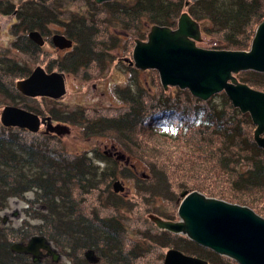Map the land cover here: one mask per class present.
Returning <instances> with one entry per match:
<instances>
[{
    "label": "trees",
    "instance_id": "obj_1",
    "mask_svg": "<svg viewBox=\"0 0 264 264\" xmlns=\"http://www.w3.org/2000/svg\"><path fill=\"white\" fill-rule=\"evenodd\" d=\"M35 2L32 15L30 9L21 8L23 13L18 17L45 18V0ZM8 6L10 4L0 11L10 13ZM185 9L199 22L203 32L219 38L217 48H246L256 25L264 19V0H196L186 7L185 0H133L132 4L119 2L114 7L105 2L101 11L106 16L110 11L132 37L142 38L145 35L142 17L147 26L175 27ZM85 13L84 18L89 19ZM73 38V51L55 61L60 71H77L85 63L80 59L82 55L91 54L87 46L88 52L79 51V46H84L82 37ZM11 46L22 55H28L30 41L25 36L12 40ZM47 68L52 69L49 64ZM150 71L152 78L148 87L138 82L137 89L126 86L121 90V105L93 111L63 107L48 112L50 119L77 127L86 138H114L125 153L145 163L148 172L142 177L134 175L135 191L127 203L112 186L119 180L113 177L121 171L115 159L96 148L92 149V154L72 152L63 145L59 134L50 131L31 132L0 123V211L7 207L10 197H17L27 202L24 210L29 218L34 216L40 222L32 224L24 220L20 226L13 227L4 224L0 217V264H60L51 256L33 260L28 253L10 249L14 242H25V237L32 232L50 240L68 258L67 264H136L139 257L150 255L156 244H172L184 252L206 258L210 264H237L183 235L161 229L158 235L152 236L151 231L156 228H150L154 223L148 219L143 220L141 231L135 229L131 220L120 213L128 202L131 211L136 209V195L140 201L159 202L163 194L173 192L166 189L176 183L179 191L199 190L206 196L257 206L264 214V149L250 134L252 122L248 113L234 107L224 92L202 100L188 89L173 87L165 91L156 72ZM9 72L18 77L29 74L21 63L0 56V92L12 98L11 103L39 113L26 101L29 97L22 95L13 83L3 82ZM236 77L264 91V73L245 70ZM96 113L98 115L93 116ZM161 127H170L171 131H162ZM124 169L128 168L124 167L121 174L125 173ZM28 191H33V198H25ZM33 202L42 204L44 210H34ZM107 207L109 214L103 211ZM160 213L164 218H173L164 211ZM128 231L130 235L140 233L133 239V245L123 250L121 234ZM176 236L180 241L174 240ZM88 251L94 254L95 261L86 257ZM157 254L162 255V250L156 252L150 264H160Z\"/></svg>",
    "mask_w": 264,
    "mask_h": 264
},
{
    "label": "water",
    "instance_id": "obj_2",
    "mask_svg": "<svg viewBox=\"0 0 264 264\" xmlns=\"http://www.w3.org/2000/svg\"><path fill=\"white\" fill-rule=\"evenodd\" d=\"M108 0H95L101 3ZM194 0H185L188 2ZM199 23L187 11L180 13L175 28L167 25L150 26L146 39H135L132 61L138 69H155L164 89L178 86L202 100L224 92L234 107L249 113L255 124V142L264 148V91L253 88L235 76L245 70L264 73V19L260 21L246 50L207 49L196 45L200 39ZM29 37L42 43L37 31ZM60 46L71 45V40L62 35H53ZM16 89L25 96L62 97L65 92L63 72H46L40 65L26 77L18 79ZM50 120L24 107L7 104L0 113L4 126L26 128L31 132L39 129L41 121ZM59 132L57 129H53ZM113 189L122 190L123 185L114 181ZM177 207L179 219H164L148 214L149 219L160 229L182 234L195 243L236 261L237 264H264V217L250 207L206 196L197 191L183 190ZM10 249L31 255L33 260L45 251L57 260L58 253L51 251V242L44 235L34 234L25 242H14ZM91 252V251H90ZM60 255V254H59ZM87 257V256H86ZM162 264H209L206 259L185 254L177 248L165 251Z\"/></svg>",
    "mask_w": 264,
    "mask_h": 264
},
{
    "label": "rangeland",
    "instance_id": "obj_3",
    "mask_svg": "<svg viewBox=\"0 0 264 264\" xmlns=\"http://www.w3.org/2000/svg\"><path fill=\"white\" fill-rule=\"evenodd\" d=\"M35 1L36 0H32V3H31L34 6L36 5ZM53 1H56L59 5H61V3H63L64 5L61 9L55 8L54 14L56 18L63 19V18H69L71 16H74L76 19H78L77 21L79 22V26H81L83 30L80 33V37H82L80 40H83V43H84V46H79V51L81 49L84 52L88 50L89 48L91 54L82 55L80 59H82V61L83 59H85V63L82 64L80 68H78L77 71H75L76 73L75 72L73 73L63 72L65 75L66 92L62 97L58 99H53L47 96H42V97L37 96L32 99L30 97L26 99L28 104L38 109L37 111L39 113L37 114L41 116H48L49 114L48 112L50 110H53V109L59 110L63 107H66V108L69 107L73 109H75L76 107H79L80 109L93 111L95 108H99V107L105 108L106 106H112L114 104L121 105L123 103L122 102L123 97L121 96L122 95L121 90H123L124 87L130 86L131 90L137 89L138 82H140V84L143 87H148V81L150 82L152 78V75H150L151 73L150 70H154L159 79L158 72L155 69L142 70V69H138L134 67L133 64L131 66L128 64V62L131 63L132 61V49L134 46L135 39H141V40L146 39L147 32L151 25L147 26L145 19L142 17L140 20L142 21L141 22L142 28L145 30V35L142 38L132 37L131 34L128 32V29L121 26L122 22H119L116 18H114V16L111 15L110 11L107 13V16L103 13V11H101L102 4L105 2H110L111 6L114 7L115 4L118 5L119 2L132 4L133 0H108V1H103L101 3H97L95 2V0H45L46 3L44 5L48 8V11L50 12L52 10V7H50L49 3L51 4ZM32 5L30 7H27L26 9L32 10L31 9ZM183 11H186V9ZM85 12L88 13L87 16H90L88 17L89 19L84 18V16L86 15ZM13 16L14 15L12 14L8 16L0 15V21H1L0 23H2L1 29L3 30V33L0 36V56L10 57V59H14L16 62L21 63V65H24L25 69H28L29 71L31 70V67L32 69L38 65L45 67L48 64L51 65V68L54 69V71H56L57 67L55 64L57 62L55 61L58 58H60L59 55L61 53H56L53 49H50L51 47L45 46L37 51L33 50L32 57H31L30 53H28V55L26 54L22 55L20 52H18L16 49H14L11 46V42H10L11 38L8 35V28H9V25L11 24V19L13 18ZM61 27L62 26H59L57 24H54L53 26L50 25V28H52V30H57V31H59ZM175 27H172V28H175ZM113 32L115 33V35H113ZM74 36L77 37L78 35L75 34ZM218 39L219 38H216L214 35L207 34L201 30L200 39L196 41V45L202 48H207V49H225V48L215 47L216 43H218ZM86 46L88 48H86ZM249 46H250V42L246 48L241 49V50H246L249 48ZM73 48L74 46L72 47V50H69L68 52L64 53V56H66L67 53L68 54L71 53L73 51ZM48 50H50V52ZM79 51H76L77 54H79ZM110 53L112 55V58H110L109 56ZM92 55L98 56L97 60L96 58L92 59ZM241 72H244V71H241ZM24 77H18V76H15L14 73L12 74L11 72H9L6 78L3 77L4 79L3 82L6 85L13 83V86H15L16 81ZM159 83H160V80H159ZM173 87H178V86H169L167 89H164L163 87V89L165 91H171L173 90ZM256 89H259V88H256ZM14 97H16L17 99L19 98L17 95H15V93H14ZM215 99L217 100L219 98H215ZM11 102H12V98L7 97L4 93L0 92V113L3 107L7 104H12V105L18 104L17 106H21L19 105V103L14 104ZM108 113H109V110H108ZM97 115L98 113L93 114V116H97ZM43 122L44 124H42V121H41L39 129L37 131H43V130L49 131L47 129V124L49 123L51 124L52 122L59 123V125L55 126V129H57L60 132H55V131H50V132L59 134V137L61 138L60 139L61 142L63 143V145H65V147L67 146L66 148L68 150L72 152L85 151L91 154L93 153L92 149L94 148L100 150V152L102 153L105 150L107 152L106 153L107 155L113 157L115 161H117L118 166L117 165L116 166L119 169H121V171L123 170L124 167H127L128 168L127 170L124 169L125 170L124 174H121V171H120L113 177L114 178L113 180L119 179L116 181H118L119 184L123 185L122 190H119L118 194L126 198L125 201L127 203V200H129V198L131 197L132 192L135 191L133 189V185H136L134 177L135 176L142 177V175H146L145 173L148 172V169L145 163L140 158H137L133 155L129 156L127 153H125L122 150L120 144H118V142L112 137L94 136L91 138H86L83 136L82 133H80L77 127L75 128L66 122L54 121L52 119H50L49 121L45 120ZM6 127H10V126H6ZM249 127H250V134L253 138V131L255 129V124L252 122V127L251 125ZM165 129L168 131H171L170 127L160 128V130L162 131ZM110 178H107L106 182H109ZM176 186H177L176 183H172L171 186L168 187V189H166V191H173V192L172 193L168 192L166 194H163V196L160 197V199L158 198L159 202H161L160 204H158L159 202L156 200H152L150 202V201H146L145 199H141L142 205H143L142 206L139 196L136 195L134 197V199L136 198L138 199L136 203L137 204L136 209L134 211H131L129 207L130 202H128L127 205L125 204L123 205L122 209H124V211H121L120 213L126 218H129L131 220V223H132L131 226L133 228L138 229L140 231L144 228V225H143L144 219H148L150 222H152L148 217V214L150 213L156 214L164 218L163 216L159 215L161 214L160 212L164 211L168 213V215L173 217V218H164V219L177 220L179 219L177 215V207L181 199V197H179L177 193H179L181 190L179 191L178 189H176ZM188 191H190V189ZM25 198L27 199L33 198V191L26 192ZM232 203H238V202H232ZM26 207H27V202L24 199H20L17 197H10L8 199L7 207H5L3 210L0 211V217L2 218V222L4 224L11 225L13 227L20 226L24 220H28L32 224L40 223L39 219L34 216H32V219L29 218V216L26 214V211L24 210ZM32 208L34 210H39V211L44 210L43 205L39 204L38 202H33ZM108 208L109 207L104 208L103 210L106 214L110 213V209ZM250 208L255 213L264 217V214L261 212L263 210H259L257 206L250 207ZM153 227H155L156 229L152 230L151 234L152 236L154 235L155 237L156 235H158L156 233L161 229L158 228L155 225V223L153 224V226L150 225L151 229ZM139 233H140L139 231H136L135 233L131 232V235H130L128 231V232H123L121 234L123 235L121 237L124 243L123 250L129 249L133 245L132 243L134 242L133 239H136V235ZM34 234H40V233L32 232L31 235H34ZM173 234L182 235V234H177V233H173ZM31 235L26 236L25 240ZM159 236H162V233H160ZM183 236L186 237L185 235ZM186 238L189 239L188 237ZM169 240H170V237L167 239V241ZM174 240L180 241L177 236L175 237ZM169 248H177V247L172 246V244L165 245V246L156 244L152 248L154 249L152 253H150V255L148 256L144 255L142 257H139L136 260V264H150L149 261L153 262L152 258L154 257L156 252H158V250H162V255L157 254L160 258L159 262L160 264H162L164 253ZM51 251L55 254L58 253L57 260L61 262L60 264H67L69 262L68 258H66L62 254V252H60L58 248L54 246L52 242H51ZM184 253L189 254V255H194V254L187 253V252H184ZM44 256H51V255L50 254L46 255V253L43 252V253H40L38 257L39 259H41ZM86 256L91 261L95 257L94 254L90 251L86 253ZM203 259H206V258H203ZM233 261L236 263L235 260Z\"/></svg>",
    "mask_w": 264,
    "mask_h": 264
},
{
    "label": "flooded vegetation",
    "instance_id": "obj_4",
    "mask_svg": "<svg viewBox=\"0 0 264 264\" xmlns=\"http://www.w3.org/2000/svg\"><path fill=\"white\" fill-rule=\"evenodd\" d=\"M31 3H32V0H14V1L13 0H0V8H3L6 4H10V6H8L10 13L7 11L6 12L0 11V15H4V16H8L10 14L14 15L13 18L11 19V24L9 25V28H8V35L10 36L11 41L17 40L20 38L24 39L25 36H27V38L30 41L29 53H30L31 57H32V51L33 50H35V49L39 50L42 47L49 46V47H51L50 49H53L56 53H61L59 56H60V58H63L64 53L68 52L69 50H72V47L75 45V42L73 41L74 35L76 34L80 37L81 31H83L81 26H79V22L77 21L78 19H76L74 16H71L69 18H63V19L56 18L55 14H54L55 8L61 9L64 6L63 3H61V5H59L56 1H53L51 4L49 3L50 7H52L51 12L48 11V8L46 7L47 10H46V17L45 18H32V16L28 17V18L18 17V14L23 13V10H21V8L26 9L27 7H30L32 5ZM31 15H32V10H31ZM1 24L2 23H0V36L3 33V30L1 29ZM54 24L62 26L59 31L52 30V28H50V25L53 26ZM28 25L29 26L31 25L30 28H28ZM32 26H35V27H32ZM30 31H37L40 34V36L42 38L41 44L32 40L29 37L28 33ZM55 34L62 35L64 37H66L67 39H70L71 45L60 46V44L55 43L53 40V35H55ZM113 35H115L114 32H113ZM107 45H109V44H107ZM13 48L16 49L15 47H13ZM48 51L50 52V50H48ZM109 56H110V58H112L111 53ZM97 57L98 56L95 55V57L92 59L96 58V60H97ZM129 59H130V57H129ZM83 61L85 62V59H83ZM128 64L130 66L132 65L130 62H128ZM44 68L47 69V65ZM33 69L31 67V70L29 71V73H31ZM49 70L54 71V69H49ZM56 71H58V69ZM58 72H64V71L59 70ZM29 97L32 99V98H35L37 96H34V97L29 96ZM38 97H40V96H38ZM39 116L45 117V116H41V115H39ZM42 124H44L43 121H42ZM55 124L56 123H53V122L51 124L50 123L47 124V129L49 131H53V129L55 128L54 127ZM262 135H264V132L262 133ZM103 153L106 154L107 152L104 150ZM107 156L111 157L109 155H107ZM111 158H113V157H111ZM120 159H122V158H120ZM42 251L45 252L44 250H42ZM95 260H96V257H94V259L92 261H95Z\"/></svg>",
    "mask_w": 264,
    "mask_h": 264
},
{
    "label": "bare ground",
    "instance_id": "obj_5",
    "mask_svg": "<svg viewBox=\"0 0 264 264\" xmlns=\"http://www.w3.org/2000/svg\"><path fill=\"white\" fill-rule=\"evenodd\" d=\"M194 1H196V0H194ZM191 2H193V1H191ZM191 2H188L187 3V5H186V3H185V7L186 6H188ZM200 26V25H199ZM201 30V29H200ZM74 41V40H73ZM75 42V41H74ZM44 68V67H43ZM44 70L46 71V72H51L52 70H49V69H45L44 68ZM237 74V73H236ZM236 74H235V76H236ZM238 79V78H237ZM23 95V94H22ZM25 96V95H24ZM26 97H29V96H26ZM246 113V112H245ZM49 117V116H48ZM251 118V117H250ZM3 125V124H2ZM56 125H59V123H56L55 125H54V127L56 126ZM17 127V126H16ZM47 131V130H46ZM262 135V134H261ZM262 136H264V135H262ZM253 139H254V136H253ZM181 197V196H180ZM181 200V199H180ZM163 230H165V229H163ZM205 248H207V247H205ZM209 249V248H208ZM209 250H211V249H209ZM211 251H213V250H211ZM214 252V251H213ZM218 254V253H217ZM222 256H224V255H222ZM226 257V256H225ZM228 258V257H227ZM231 259V258H230ZM231 260H233V259H231ZM210 264V263H209Z\"/></svg>",
    "mask_w": 264,
    "mask_h": 264
}]
</instances>
